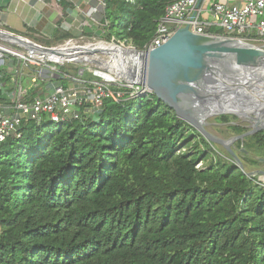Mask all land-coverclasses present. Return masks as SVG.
Here are the masks:
<instances>
[{
    "label": "trees",
    "instance_id": "obj_1",
    "mask_svg": "<svg viewBox=\"0 0 264 264\" xmlns=\"http://www.w3.org/2000/svg\"><path fill=\"white\" fill-rule=\"evenodd\" d=\"M105 1L106 37L123 28L142 51L177 0ZM12 78L0 66V107ZM236 121L213 120L225 139L248 131ZM19 133L0 144V264H264L263 176L153 94L58 125L42 114ZM232 150L257 171L264 131Z\"/></svg>",
    "mask_w": 264,
    "mask_h": 264
},
{
    "label": "built area",
    "instance_id": "obj_2",
    "mask_svg": "<svg viewBox=\"0 0 264 264\" xmlns=\"http://www.w3.org/2000/svg\"><path fill=\"white\" fill-rule=\"evenodd\" d=\"M13 1L33 8L24 0ZM34 1L64 15L61 6L57 4L61 0ZM204 1L201 0L199 7L198 0H177L167 5L163 17L157 22L153 37L144 46L142 52L148 54L161 47L177 29L185 26L199 36L232 39L264 49V0H243L241 5L210 2L203 10L201 7ZM126 2L134 5L133 0H126ZM83 6L75 7L81 16L97 29L96 35L89 38L90 41H85L88 38L81 36L80 38L70 37L53 46H43L17 35L31 42L33 49L28 47L16 49V46L0 40V66H4L8 73L13 74L12 83L15 84L10 105L0 107V144L10 137L18 138L21 125L24 122L39 121L42 114L47 115L53 124L58 125L79 121L84 115L100 111L104 100L108 98L116 103H122L152 94L145 85L131 84L107 68L102 69V72L86 69L84 66L88 64H85L81 57H71L72 53L67 54L71 58L66 57L62 61L52 58V56L57 58L55 53L61 52V49L66 46V48L72 46L73 49H80L85 46L103 44L105 47L124 52L136 50L126 40L121 41L115 36H111L110 39L106 37L109 24L105 19L107 7L105 0H87ZM203 11L209 17L207 22L200 19ZM211 29L214 31L210 32ZM81 42H86L87 45ZM34 50L44 53L36 55ZM101 61L109 62L110 59L105 55L104 60ZM115 63L111 61V65ZM119 64H122V58ZM65 65L80 66H75V74L71 75L70 72L64 73L58 68ZM143 65L141 62L140 72L143 70ZM43 69L48 70V76L45 78L41 76ZM86 72L90 73L93 79L84 77ZM26 78L30 82L29 86L24 84ZM61 81H65L67 86L64 87ZM200 167L201 164L196 166L197 169ZM260 180L264 183V177Z\"/></svg>",
    "mask_w": 264,
    "mask_h": 264
},
{
    "label": "water",
    "instance_id": "obj_3",
    "mask_svg": "<svg viewBox=\"0 0 264 264\" xmlns=\"http://www.w3.org/2000/svg\"><path fill=\"white\" fill-rule=\"evenodd\" d=\"M201 0H198L199 7ZM0 40L18 47L33 49V44L17 35L0 30ZM98 51L90 50L89 53ZM144 65L137 76L133 62ZM122 74L127 82L145 85L165 106L174 111L176 118L198 132L210 144L225 149L237 167L247 176H263V170L246 173L232 146L236 141L264 131V49L232 39L193 34L188 26L177 29L161 47L145 54L139 50L122 52ZM131 71H128V69ZM43 69L41 76L47 77ZM231 94L243 102L247 121L230 113L219 112L200 119L195 109L210 111ZM232 115L249 124L240 136L223 140L212 135L207 120ZM240 152L246 153L244 149ZM264 164V160H260Z\"/></svg>",
    "mask_w": 264,
    "mask_h": 264
},
{
    "label": "crops",
    "instance_id": "obj_4",
    "mask_svg": "<svg viewBox=\"0 0 264 264\" xmlns=\"http://www.w3.org/2000/svg\"><path fill=\"white\" fill-rule=\"evenodd\" d=\"M24 1L29 2L33 8L27 4H17L13 0H0L1 30H7L27 39L31 38L35 43L44 40L48 45L43 46H53L70 37L80 38L81 36L91 39L97 33V29L92 27L75 7H84L87 0H61L57 4L61 6L64 15L34 0ZM210 2L241 5L243 0H205L201 8L205 10ZM200 19L203 22L209 21L204 11Z\"/></svg>",
    "mask_w": 264,
    "mask_h": 264
},
{
    "label": "bare ground",
    "instance_id": "obj_5",
    "mask_svg": "<svg viewBox=\"0 0 264 264\" xmlns=\"http://www.w3.org/2000/svg\"><path fill=\"white\" fill-rule=\"evenodd\" d=\"M67 47V46H66ZM63 47L61 49V52L59 53H55V55H57V58L55 56H52V58H54L56 61L59 60H63L64 58H71V57H75V58H82L81 60L85 62V64H92V63H96L97 60H100L96 54L93 53H89L90 50L93 51H98L96 53H100L103 55H107V57H109L110 61L109 63L107 62H102L100 63V65L104 68L109 69L111 72L117 74L118 76H120V74H122L121 70L122 67L119 64L120 63V58H122V52L121 50H117L114 49L112 47H105V45L103 44H97L94 46H85V47H81L80 49H73L74 47L72 46H68V48ZM65 48V49H64ZM35 53H37L36 55H42V53L44 52H38V50H34ZM72 53L74 55L71 54V57H69L67 54ZM64 54V55H62ZM45 55V54H44ZM111 61L116 62L114 65H111ZM133 67L136 70V74L137 76L140 75V67H141V62L140 61H134L133 62ZM240 99V98H239ZM235 97H232L231 94L227 95L225 97L224 100L221 101V107L217 106L216 104L210 107V111L208 112H203L202 109H195V113L197 114V116L202 119L205 116H209V115H213L219 112H230V113H234L240 117H242L243 119H245L244 121H247V116L248 114L246 113V110L244 109V105L243 102L241 100H239ZM260 122H264V120H260Z\"/></svg>",
    "mask_w": 264,
    "mask_h": 264
},
{
    "label": "rangeland",
    "instance_id": "obj_6",
    "mask_svg": "<svg viewBox=\"0 0 264 264\" xmlns=\"http://www.w3.org/2000/svg\"><path fill=\"white\" fill-rule=\"evenodd\" d=\"M124 35H125V30L123 29V28H120L119 29V34L118 33H116V36H117V38L118 39H120L121 41H123L124 39H123V37H124ZM23 38H25V37H23ZM25 39H27V38H25ZM29 39H31V38H28V40ZM29 41H32V39L31 40H29ZM85 41H90L89 39L88 40H85ZM93 41H95V40H93ZM33 42V41H32ZM36 42H37V40H36ZM35 43V42H34ZM37 43H39V44H41V45H48V43L47 42H45L44 40H42L41 42H37ZM81 43H85L84 45H87L86 44V42H81ZM16 49H19L18 48V46H16ZM96 54V56H98V58L100 59V60H97L96 61V63H92V64H88L87 66H84L86 69H89V70H92V71H97V72H102L103 70L102 69H104V67H102L101 65H100V63H102V61L101 60H104V58H105V55H101L100 53H95ZM59 61H62V60H59ZM105 63V62H104ZM107 63V62H106ZM109 63V62H108ZM75 66H80V65H75ZM75 66H69V65H65V66H63V68L67 71V73H69V74H71V75H73V73H74V69H75ZM59 69L61 68V67H58ZM62 69V68H61ZM104 71H106V70H104ZM108 71V70H107ZM88 72V71H87ZM90 74V73H89ZM99 78V77H98ZM27 80H25L24 81V84L26 85V86H29V84H30V82H29V80H28V78H26ZM90 79H93V78H90ZM215 118V117H214ZM214 118H209L208 120H207V122L209 123V125L206 127V129L212 134V135H214V136H216V137H219V138H221V139H223V140H228V139H225V138H223L221 135H220V133L219 132H217L216 131V126H214V122H213V120H214ZM236 124H241L242 126H245V127H248L249 126V124L247 123V122H244V121H241V120H239V119H237V121H236ZM216 149H218V150H220L219 149V147H215ZM253 170V169H252ZM256 170H264V166H262V167H260V168H258V169H256ZM253 171H255V170H253Z\"/></svg>",
    "mask_w": 264,
    "mask_h": 264
}]
</instances>
